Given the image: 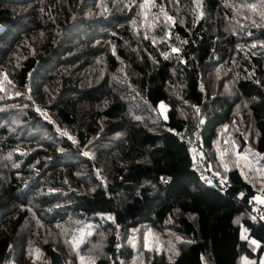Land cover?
Returning a JSON list of instances; mask_svg holds the SVG:
<instances>
[{"label":"trees","instance_id":"obj_1","mask_svg":"<svg viewBox=\"0 0 264 264\" xmlns=\"http://www.w3.org/2000/svg\"><path fill=\"white\" fill-rule=\"evenodd\" d=\"M225 134L264 157V0H0V264H135L144 228V264H261Z\"/></svg>","mask_w":264,"mask_h":264},{"label":"rangeland","instance_id":"obj_2","mask_svg":"<svg viewBox=\"0 0 264 264\" xmlns=\"http://www.w3.org/2000/svg\"><path fill=\"white\" fill-rule=\"evenodd\" d=\"M159 110L163 117L167 118L168 105L165 102L160 103ZM222 138L223 141L219 147L221 149L220 156L222 160L225 162L228 169H240L243 175L254 184L255 188L258 190L255 199L260 201L262 198L261 191L264 186V157L262 153L256 149H247L246 151L239 150L238 145L228 134L223 135ZM193 151L196 164H201L199 152L196 148H194ZM151 237V234H149L146 228L143 229L142 233L138 234L135 243V264H144L145 250L154 248L149 242ZM33 263L47 264L40 250L34 253ZM244 263H247L246 259H244L243 264ZM7 264H19V261L15 257H12Z\"/></svg>","mask_w":264,"mask_h":264},{"label":"built area","instance_id":"obj_3","mask_svg":"<svg viewBox=\"0 0 264 264\" xmlns=\"http://www.w3.org/2000/svg\"><path fill=\"white\" fill-rule=\"evenodd\" d=\"M253 206H255L256 208V212L257 214L262 218V220L264 221V205H259L257 203H252Z\"/></svg>","mask_w":264,"mask_h":264},{"label":"water","instance_id":"obj_4","mask_svg":"<svg viewBox=\"0 0 264 264\" xmlns=\"http://www.w3.org/2000/svg\"><path fill=\"white\" fill-rule=\"evenodd\" d=\"M239 188L236 186H230L226 192L229 193L231 195V197H235V195L237 194Z\"/></svg>","mask_w":264,"mask_h":264},{"label":"crops","instance_id":"obj_5","mask_svg":"<svg viewBox=\"0 0 264 264\" xmlns=\"http://www.w3.org/2000/svg\"><path fill=\"white\" fill-rule=\"evenodd\" d=\"M256 203L259 204V205H264V195L262 194V198L260 201L256 200ZM261 264H264V259L262 260Z\"/></svg>","mask_w":264,"mask_h":264}]
</instances>
